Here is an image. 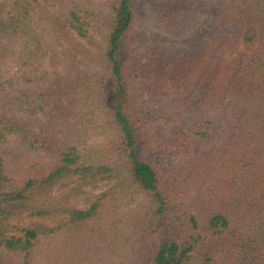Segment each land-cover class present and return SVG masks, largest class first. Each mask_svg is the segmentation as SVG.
<instances>
[{
  "label": "trees",
  "instance_id": "16d2710c",
  "mask_svg": "<svg viewBox=\"0 0 264 264\" xmlns=\"http://www.w3.org/2000/svg\"><path fill=\"white\" fill-rule=\"evenodd\" d=\"M138 2H0V143L14 135L53 155L41 177L14 188L3 187L0 160V249L10 258L0 264H27L65 228L93 224L99 245L110 239L105 192L85 207L23 212L60 178L74 190L115 180L144 196L148 225L123 244L140 254L134 264H264V0H160V39L144 61ZM23 78L27 88L13 86ZM144 89L165 107H151ZM14 211L38 220L5 236ZM153 234L163 238L155 247Z\"/></svg>",
  "mask_w": 264,
  "mask_h": 264
},
{
  "label": "rangeland",
  "instance_id": "374dc122",
  "mask_svg": "<svg viewBox=\"0 0 264 264\" xmlns=\"http://www.w3.org/2000/svg\"><path fill=\"white\" fill-rule=\"evenodd\" d=\"M197 1L204 2L207 0ZM0 2H6V0H0ZM158 2L160 0H139L138 2L139 12L142 17V26H140V29L145 35H148L146 42H144V47L141 49V61L146 60L150 56L148 49L155 44L152 35L156 34V39H160L159 35L161 31L155 21V8H157ZM19 73L17 68H11L7 74L19 76ZM26 79L30 80L31 75L26 76ZM13 86H17L20 89L27 88L29 82L24 78L23 80L16 79ZM144 90V100L151 107L154 106L159 109L165 107L164 102H167L166 97H164V101H160L158 98H152L147 93V89ZM85 142L92 144L96 141H94L92 136L86 138ZM52 158L53 155L43 150L38 142L33 147L25 148L21 147L18 139L14 135L7 137L4 142L0 143V160L2 162L3 172L7 174L3 187H19L30 177H41L48 170L49 165L52 163ZM114 182L115 180L98 181L96 184L91 185L92 187L83 186L82 189L74 190L70 188L72 186L70 183L67 184L65 179L60 178L53 185H47L44 189L38 188L35 192L31 193L26 203L28 209H25L23 212H31L33 210L32 206L35 205H43L48 208L51 204L56 205L59 202H64L72 206L85 207L97 195L105 192L106 195L103 200L107 201L106 204L108 206V208L104 206L105 211H113L115 209V218L111 224L110 220L107 224L111 229L109 232L110 239L107 238L103 242L104 244L99 245L97 243V236L95 235L93 224L83 229L69 230L65 228L59 234L46 237L37 247L35 257L31 258L27 264H45L48 257H50L51 261L60 253L62 255L65 254L64 258L69 261L68 264H134L137 262L140 259V254L139 256L137 254H131L130 249H124L125 245L123 244H127L129 247V242H131L133 236L139 237L138 230L148 225V221H141V214H144V207L141 205L145 201L147 206V201L141 194H131L128 190L124 192L122 188L116 187ZM15 214L16 211L8 216L5 221V236L13 234L19 235L24 226H31L35 223L33 220H38L36 218H29L26 215L15 217ZM111 216L112 213H110ZM123 231L128 234L127 240H125V235L122 234ZM146 232H149V230ZM152 236H154L151 237L153 247L157 246L163 240L158 235L153 234ZM76 248H78V252L75 251ZM6 255V252L1 248L0 261L2 263H6L10 259L6 258ZM19 260V255H16L12 260L13 264H23Z\"/></svg>",
  "mask_w": 264,
  "mask_h": 264
}]
</instances>
